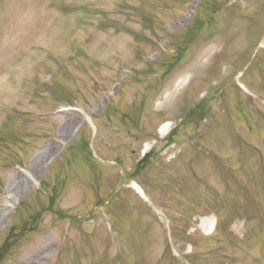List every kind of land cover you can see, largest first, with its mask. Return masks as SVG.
<instances>
[{"label": "rangeland", "instance_id": "obj_1", "mask_svg": "<svg viewBox=\"0 0 264 264\" xmlns=\"http://www.w3.org/2000/svg\"><path fill=\"white\" fill-rule=\"evenodd\" d=\"M44 249L264 264V0H0V264Z\"/></svg>", "mask_w": 264, "mask_h": 264}, {"label": "bare ground", "instance_id": "obj_2", "mask_svg": "<svg viewBox=\"0 0 264 264\" xmlns=\"http://www.w3.org/2000/svg\"><path fill=\"white\" fill-rule=\"evenodd\" d=\"M168 129V126H165V127H163V129H162V133H165V131ZM132 187L141 195V196H144V194H145V192H144V190H143V188L139 185V184H137L136 182L135 183H133L132 184ZM46 253H48V251H46V249H44V251H43V255H41L40 256V258H37V261L36 260H34V261H32V260H30V261H27L26 262V264H43L44 262V260H45V255H46ZM33 262V263H32Z\"/></svg>", "mask_w": 264, "mask_h": 264}]
</instances>
